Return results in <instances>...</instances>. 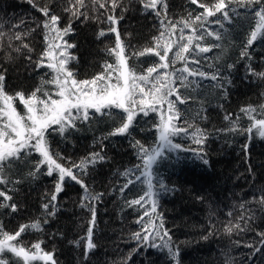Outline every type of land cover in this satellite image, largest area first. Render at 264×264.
I'll use <instances>...</instances> for the list:
<instances>
[{
  "label": "trees",
  "instance_id": "1",
  "mask_svg": "<svg viewBox=\"0 0 264 264\" xmlns=\"http://www.w3.org/2000/svg\"><path fill=\"white\" fill-rule=\"evenodd\" d=\"M72 2L0 0V32L5 34L0 38V72L5 75V90L9 95L17 91L28 95L38 87L56 91L43 83L52 79V70L35 67L46 46L44 32L37 27L44 19L38 10L41 7L48 6L61 17V28L69 23L72 25V32L64 40L75 45L68 50L76 57L68 63V69L75 73L77 80L91 79L103 71L106 62L115 63V57L106 51L115 46V35L108 32L111 25L106 20L107 15L123 17L117 27L126 45L128 67L136 75H144L147 68L158 63V57L137 54L154 47L153 38L163 30L160 21L165 17L170 22L195 19L203 11L190 0H165L166 13L157 17L143 7L141 0H119L115 12L111 11L110 0L107 10L100 9L93 0H85V7L80 11L89 18L75 19L71 13L64 12ZM198 3L211 5L215 0H198ZM231 8L235 9L232 23H226L223 28L215 23V17L202 21V27L192 25L197 28L196 35L203 37L200 46L210 47L211 51L185 53L189 70L202 71L208 77L216 74L217 80L189 77L191 83L187 88L176 82L181 98L187 102L174 105V111L179 115L173 120L176 127L185 131L171 137L172 143L181 145V149H165L163 158L154 165L156 215L151 214L150 201L144 207L128 206V201L147 190L145 184L136 183L123 193L120 188L127 179L123 173L142 163L136 141L146 148L155 147L159 104L154 105L157 111L149 110L147 115L138 110L130 134L124 135H110L126 118L122 110L110 109L106 115L96 114L88 122H78V131L64 136L54 132L46 134L53 159L66 168L81 164L94 153L104 157L103 160L97 158L94 164H86L83 171L73 169L87 185L91 197L98 196L99 199L85 200L80 184L66 178L63 190L52 202L55 214L49 215L52 206L45 211L42 205L49 202L54 192L57 173L46 175L47 167L42 165L35 178L28 175L42 159L40 154L32 151L18 163L5 168L6 177L13 183L0 186V191H7L13 197L9 203H15L18 211L0 207V225L5 231L14 233L20 225L36 221L41 224L40 229L28 228L22 233L18 238L19 246L31 248L40 242L45 252L54 253L57 264H173L166 250L144 247L133 251L137 242L132 236L142 230L137 220L148 210L145 224L149 220L156 223L158 218L163 219L172 244L179 249V264H264V250L253 257V249L247 247H259V233L264 232V203H261V197H264V138L255 130L252 133L244 131L252 121L241 111L251 106L256 109L252 114L256 119L264 118V77L249 71L251 68L252 72L264 73V38L258 37L248 48L250 59L241 58L240 52L255 21L242 4L233 3ZM15 25L20 27H13ZM179 27L178 24L177 30L161 42H180ZM101 30L107 33L103 37H99ZM16 32L31 34L22 41L10 40ZM206 32L219 33L222 39L217 41L214 36L204 35ZM191 34V29L184 31V43ZM24 43L29 45L31 52L22 48ZM195 43L190 48H194ZM216 44L220 47H215ZM17 47H21L19 53L14 51ZM177 50L173 44L168 53L169 62ZM9 55L12 60L7 58ZM195 60L199 63H194ZM229 64L233 65L231 69L227 67ZM184 66L185 62L178 60L175 65L170 63L168 71ZM141 87L147 90L148 86L142 84ZM170 99L175 100V96ZM163 103L168 106L167 100ZM15 106L22 113L23 105L18 100ZM225 116L231 119L226 120ZM233 127L238 130L229 131ZM194 135L202 138L203 143L197 144ZM160 181L164 184L163 189ZM82 202L95 210L92 235L95 248L87 257L82 238L87 235L92 211L88 206H82ZM237 224L239 228L235 227ZM228 227L233 229L231 233L225 231ZM205 236L208 238L204 239ZM3 258L9 264H15L17 259L7 252Z\"/></svg>",
  "mask_w": 264,
  "mask_h": 264
},
{
  "label": "snow or ice",
  "instance_id": "2",
  "mask_svg": "<svg viewBox=\"0 0 264 264\" xmlns=\"http://www.w3.org/2000/svg\"><path fill=\"white\" fill-rule=\"evenodd\" d=\"M31 3V0H29ZM98 4L100 9H108V0H93ZM193 5H198L203 9L200 15H197L195 19H189L185 21L170 22L165 19L161 20L162 31L160 35L153 38L154 47L146 48L144 51L139 52L137 55H155L158 57V63L154 66L147 68L146 74L136 75L135 72L128 67L126 57V45L121 38L117 25L123 17H116L115 15H107L106 20L111 25L108 29L109 33L115 35V46L106 49L110 56L115 57V63H105L103 65V71L95 75L91 79L77 80L75 73L68 69V63L75 60L76 57L69 53V49L74 48L75 45L68 43L64 40L70 32H72V25L69 23L67 27L61 28V17L55 14L48 6L39 8V12L43 15L44 19L41 24L37 25L38 28L44 32L45 49L41 53L40 60L36 62L35 67L37 69L48 68L54 73L51 80L43 82L56 89V92L45 91L42 87H38L30 94L26 95L23 91H17L14 95H9L5 90V75L0 72V186H5L10 181L5 174V168L18 163L23 157L29 155L32 151L40 154L42 159L35 165V171L29 172L30 177L35 178L37 173L41 171V166L47 167L46 175L52 176L53 173H57V180L54 185V192L51 194L48 203L42 205L43 209L47 211L50 205L53 211L48 212L49 215L55 214V206L52 202L57 200V195L63 190V183L66 178L75 181L80 184L84 190V199H99V197H91L88 192L87 185L83 180L78 178L77 174H74L73 169L84 170L86 164H94L97 160H103V156H99L98 153L92 154L86 161H82L79 165H72L71 168H66L57 163L53 159L52 154L49 151L46 134L56 133L60 136L70 133L71 131H78V122L84 123L90 121L92 116L100 114L101 116L107 114V110L119 109L126 115L124 122L120 127H117L110 135H124L130 134L129 130L133 127L134 120L137 116V107L144 115L148 114V111H157V107L154 105L161 104L165 100L168 102L169 115L165 119L161 117L160 123L156 126L159 131V144L157 147H144L139 141H136L135 147L138 149L139 158L141 160L140 165L134 166L132 169L126 170L123 175L127 178L126 182L121 186L120 191L123 193L125 190H131L136 183L146 185V191L143 192L136 199L128 201V206L144 205L151 200L149 209L152 215H156V201L154 197L157 193L153 190L154 184V165L163 158V149L179 151L181 145L172 143L171 137L179 135L184 129L176 127L172 121L174 118H178V113L174 111V105L176 103L184 104L186 99H182L176 86V82L179 81L180 85L187 88L191 83L189 77H201L215 81L217 75L213 74L211 77L206 76L202 71H190L188 67V61L185 57V53L196 51L198 53H207L211 51L210 47H201L199 41L203 38L197 36V28L192 25H201L202 21H207L210 17H215V23L221 28L224 25L231 24L235 9L231 8L233 3L242 4L245 8L249 9L251 13V19L255 21L254 27L250 32L249 38L243 45V50L240 52L241 58L250 59L248 48H250L254 41L258 37L264 38V0H215V3L207 5L204 3H198V0H190ZM141 4L145 9H149L160 17L166 13L167 4L165 0H141ZM255 5V7H250ZM119 6V0H110V8L112 12H115ZM35 7V5H33ZM85 7V0H73L70 7H66L64 12L71 13V16L75 19L89 17L80 9ZM219 14V15H217ZM191 13L189 17H191ZM24 22L21 21V24ZM168 24V27L164 25ZM180 25L179 41H172L171 43H162L161 41L166 35H170L177 30V25ZM13 27L19 28L20 25ZM191 29L192 34L187 36V42L184 43V31ZM31 31H35L32 29ZM31 32H25L21 34L16 32L9 37L10 40L22 41ZM103 30L99 32V37L105 36ZM5 34L0 32V38ZM204 35L214 36L215 40L222 39L219 33L206 32ZM59 40L60 43L56 41ZM196 41L195 47L190 48L193 42ZM176 44L177 51L174 53V58L169 62L168 53L172 51V45ZM11 47V44L8 45ZM220 47L219 44L214 45ZM23 49L32 51L29 45L22 44ZM159 49V50H157ZM19 53L21 47L14 49ZM12 60V56L7 57ZM31 61V56L28 57ZM184 61L185 66L180 69H174L169 72L170 63L175 65L177 61ZM47 61V63H46ZM199 63L198 60L193 61ZM229 69L233 65L227 66ZM252 75H258L264 77V73L252 72ZM155 74V75H153ZM113 80L115 82H113ZM139 82V83H138ZM231 83V81H227ZM146 85L141 87V85ZM160 85L159 87L157 85ZM223 87V85H218ZM55 95L57 98H53ZM175 96V100L170 99ZM139 97V99H137ZM19 101L23 105L25 112L21 114L17 111L15 102ZM91 110V112H90ZM242 112L249 116L252 121L250 126L245 129L247 133H252L253 130L264 138V118L256 119L253 113L256 109L249 106L246 109H241ZM226 120L231 119L230 116H225ZM236 127L229 129V131H237ZM199 131V130H197ZM193 139L197 144H202L203 139L197 138L195 135ZM247 148V145H245ZM180 157H177L179 162ZM207 163V161H204ZM139 175H136V173ZM134 177V178H129ZM14 183H19L15 181ZM160 188H164L162 181L159 182ZM13 197L8 195L7 191H0V207L10 208L12 212L18 211V207L15 203H9ZM261 203H264V197H261ZM88 206L92 211V220L88 227L87 235L82 238L85 241V257L89 251L95 248V244L92 242L93 228L95 225V210ZM244 205H241L243 208ZM149 215V211L146 210L144 216L137 220V223L141 225V231L133 234L132 238L137 242V248L133 249L134 252L139 251L141 248H155L158 250H166L169 257L173 261V264H179V249L172 244L171 236L164 228V222L162 218H158V222L153 223L149 220L148 224H145L144 217ZM231 215V213H229ZM241 219H244L241 217ZM46 222V221H45ZM149 225L151 227H149ZM239 228V224L235 225ZM28 228L40 229L41 224L39 221L33 222L29 225H20L19 230L14 233L5 231L3 226L0 225V264H9L7 259L3 258L4 253H11L17 259L15 264H32L35 261H42L43 264H57L54 259L53 252H45L41 247V243L37 242L31 246V248H25L19 246V237ZM226 232L231 233L233 229L228 227ZM208 237L205 236L204 239ZM260 246L247 245V247L253 249V257L256 253L264 250V232L259 233ZM156 241H159L157 243ZM79 244V241L77 242Z\"/></svg>",
  "mask_w": 264,
  "mask_h": 264
},
{
  "label": "rangeland",
  "instance_id": "3",
  "mask_svg": "<svg viewBox=\"0 0 264 264\" xmlns=\"http://www.w3.org/2000/svg\"><path fill=\"white\" fill-rule=\"evenodd\" d=\"M57 43H60V41L59 40H57L56 41ZM113 82H115L114 80H113ZM56 92V91H55ZM54 92V93H55ZM53 98H57L55 95H53ZM137 99H139V97H137ZM159 107H160V110H158V114H159V123H160V121H161V117H164L165 119L167 118V116L170 114L169 113V111H168V106L167 105H165L163 102L161 103V104H159ZM139 110V108L137 107V109H136V111H138ZM24 112H25V109H24V107H23V111H22V113L21 114H24ZM158 123V124H159ZM172 123L175 125V122H174V120L172 121ZM159 131H158V129H157V141H156V144H155V147H157L158 146V144H159ZM154 147V148H155ZM165 149H167V148H164L163 149V151L165 150ZM150 201V204H151V200H149ZM32 264H43V262L42 261H35V262H32Z\"/></svg>",
  "mask_w": 264,
  "mask_h": 264
}]
</instances>
